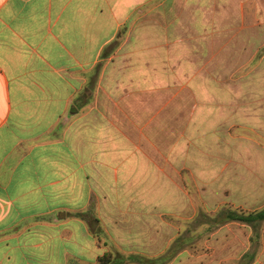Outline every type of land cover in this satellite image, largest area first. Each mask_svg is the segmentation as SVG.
Instances as JSON below:
<instances>
[{"label": "crops", "instance_id": "1", "mask_svg": "<svg viewBox=\"0 0 264 264\" xmlns=\"http://www.w3.org/2000/svg\"><path fill=\"white\" fill-rule=\"evenodd\" d=\"M156 7L0 0V264H264L225 218L264 207V52L190 62Z\"/></svg>", "mask_w": 264, "mask_h": 264}, {"label": "rangeland", "instance_id": "2", "mask_svg": "<svg viewBox=\"0 0 264 264\" xmlns=\"http://www.w3.org/2000/svg\"><path fill=\"white\" fill-rule=\"evenodd\" d=\"M166 1L156 0L155 14L150 16L155 18L156 31L170 25L171 32L188 33L190 62L197 59L199 64L207 63L213 48L229 46L232 56L253 52V62L247 63L252 65L264 52V0H170L167 8L162 4ZM143 11L141 24L147 20ZM229 39L232 45H228ZM200 198L199 190V205ZM193 245L190 248L197 250V242ZM202 247L200 242L199 249Z\"/></svg>", "mask_w": 264, "mask_h": 264}, {"label": "trees", "instance_id": "3", "mask_svg": "<svg viewBox=\"0 0 264 264\" xmlns=\"http://www.w3.org/2000/svg\"><path fill=\"white\" fill-rule=\"evenodd\" d=\"M82 215V213H80ZM229 220L241 221L244 223L255 224L264 220V207L255 211H240L238 209H229L226 217ZM98 232V231H97ZM138 255H124L121 253L109 252L99 259V264H114L115 260L117 264H128L139 260Z\"/></svg>", "mask_w": 264, "mask_h": 264}]
</instances>
